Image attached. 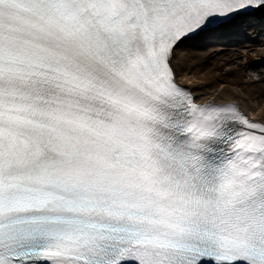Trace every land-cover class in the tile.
<instances>
[{"label": "snow or ice", "instance_id": "6c2138e0", "mask_svg": "<svg viewBox=\"0 0 264 264\" xmlns=\"http://www.w3.org/2000/svg\"><path fill=\"white\" fill-rule=\"evenodd\" d=\"M251 31L264 0H0V264H264V116L178 63Z\"/></svg>", "mask_w": 264, "mask_h": 264}, {"label": "bare ground", "instance_id": "6f19581e", "mask_svg": "<svg viewBox=\"0 0 264 264\" xmlns=\"http://www.w3.org/2000/svg\"><path fill=\"white\" fill-rule=\"evenodd\" d=\"M261 46L255 47L253 50H246L244 56L253 59V63L249 67L254 68L257 71V75L263 76L261 79L264 80V34L259 31H251L247 35H241L236 37H230L225 39L222 43L216 45L213 50L214 55L207 53L210 50L208 47H201L196 51H204L205 57H214L216 54H220L223 51H233L238 55V47L244 46ZM194 50H181L178 55L180 57L178 63L183 65L184 71L183 75L180 77V83L184 86L194 90L196 96L200 97V103L209 102H222L223 99L226 100H236L237 103L241 105V108L246 111L250 118L253 120H260L264 116V102L261 101L258 96H253L255 91H252L244 81H239L232 77L229 71L219 70V65L214 71L210 69L212 74L210 76H200L197 72L196 66L188 64L186 62V57L190 56ZM240 54L238 55V57ZM201 63L204 64L205 61L200 59ZM231 63H236L239 65L238 60L229 58ZM209 61V60H208ZM199 62V63H200ZM206 63H208L206 61ZM245 66V65H244Z\"/></svg>", "mask_w": 264, "mask_h": 264}, {"label": "rangeland", "instance_id": "374dc122", "mask_svg": "<svg viewBox=\"0 0 264 264\" xmlns=\"http://www.w3.org/2000/svg\"><path fill=\"white\" fill-rule=\"evenodd\" d=\"M217 44H214L212 46H209V52L207 53H211V55H214L213 50L215 49ZM255 47H261V46H242V47H238L236 46V48H238V55L240 54V56L238 57L237 52H233V51H223L220 54H216L214 57L210 58H206L204 51H200V53H198L196 50H194V52L186 57V62L188 64H192L193 66L198 67L197 72H199L200 76H210L212 74V72L210 71V69L214 70L217 72V70L215 69L217 67V65H219V70H223V71H229L230 75L232 77H234L235 79L239 80V81H244V83H246L248 85L249 88L252 89V91H255V94L253 96H258V98L264 102V80H262L261 78L263 76H261L260 74H257V71L254 68L249 67L251 65V63H253V59H249L246 58L244 56V52L246 50H253ZM232 58V59H236L238 60L239 65H237L236 63H231L228 59ZM200 59H203L205 61L204 64H202L200 61ZM209 60V61H208ZM206 61L208 63H206ZM200 62V63H199ZM245 65V66H244ZM264 68V65H263ZM256 73V74H255Z\"/></svg>", "mask_w": 264, "mask_h": 264}]
</instances>
